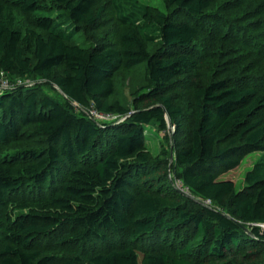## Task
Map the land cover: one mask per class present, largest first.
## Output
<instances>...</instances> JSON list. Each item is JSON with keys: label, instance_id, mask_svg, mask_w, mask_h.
Wrapping results in <instances>:
<instances>
[{"label": "trees", "instance_id": "trees-1", "mask_svg": "<svg viewBox=\"0 0 264 264\" xmlns=\"http://www.w3.org/2000/svg\"><path fill=\"white\" fill-rule=\"evenodd\" d=\"M44 1L14 0L33 16L25 30L0 3V73L41 80L63 96L27 86L0 95V147L29 133L41 139V147L0 158V264H264V94L224 81L195 89L172 165L195 201L171 186L147 190L143 180L164 164L144 147V133L151 124L165 132L167 123L182 133L185 110L160 95L197 68L190 52L199 30L127 0L128 9L115 5L118 47L82 48L74 38L101 20L102 0H52L47 15L38 13ZM166 1L196 22L216 0ZM140 65L145 96L159 104L127 117L109 102L113 76ZM91 107L126 120L97 123L86 115ZM257 151L262 159L237 190L229 173ZM51 240L79 256H44Z\"/></svg>", "mask_w": 264, "mask_h": 264}, {"label": "rangeland", "instance_id": "rangeland-1", "mask_svg": "<svg viewBox=\"0 0 264 264\" xmlns=\"http://www.w3.org/2000/svg\"><path fill=\"white\" fill-rule=\"evenodd\" d=\"M136 1L148 7L153 14L166 15L175 23L195 25L199 30V36L190 52V57L196 60L197 68L190 74L175 78L174 85L160 95V97H173L174 103L185 110V117L181 121L182 133L176 135L175 128L169 123H167L165 132L160 131L157 125L151 124L144 133V147L153 159H158L164 164L160 172L143 180L147 186L146 189L166 192L167 187L171 186L173 191L184 198L195 201L190 192L177 180L172 170L174 141L181 142L186 127L192 120L191 94L198 87L224 81L227 86L249 87L264 94V0H216L206 11L205 17L196 22L177 13L166 0ZM0 3L14 9L21 29L33 28V16L21 13L17 4H14V0H0ZM115 5H120L125 9L129 6L127 0H102L97 6L103 9L101 20L94 28L83 29L76 35L74 44L82 48L94 46L117 48L119 22ZM54 10L52 0H45L38 13L47 15ZM148 48L153 54L157 51L158 45L149 44ZM145 75L146 66L140 65L128 72L119 71L113 76L115 92L109 102L127 110V117L136 111L159 104L157 98L147 99L145 96L147 93ZM8 81L11 82L9 79ZM22 83L27 87L41 89L43 95L54 100L60 101L63 98L56 87L41 80L25 79ZM141 89L145 90L141 92L142 94H137ZM261 115H264V110ZM111 118L114 121L106 122V124L124 123L126 120V118L117 116ZM24 130L33 132L32 128ZM32 135L34 134L29 133L19 142L0 147V158L18 151L41 147L39 144L41 139ZM163 152L168 155H164ZM262 156L263 152L257 151L243 154L240 157V166L227 177L235 182L237 190L244 187L246 174L262 159ZM260 228L264 233V225H260ZM180 239L181 237L177 245ZM54 243L55 241L51 240L41 246L44 256L64 259L79 256V249L70 246L68 248L56 246ZM139 255L141 256L142 252H139Z\"/></svg>", "mask_w": 264, "mask_h": 264}, {"label": "built area", "instance_id": "built-area-1", "mask_svg": "<svg viewBox=\"0 0 264 264\" xmlns=\"http://www.w3.org/2000/svg\"><path fill=\"white\" fill-rule=\"evenodd\" d=\"M22 84L23 83L21 80H17V81H14V83H11L8 81V78L4 73H0V95L4 91H9L15 86H24ZM86 115L97 123L106 124V122L114 121L112 120L111 115H103L99 113L94 107H91L90 109H88L86 112ZM204 204L209 205V202H205Z\"/></svg>", "mask_w": 264, "mask_h": 264}]
</instances>
